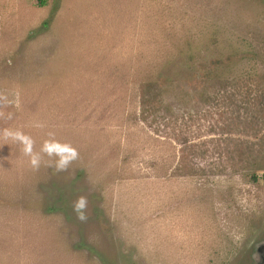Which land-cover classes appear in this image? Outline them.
<instances>
[{"label": "rangeland", "instance_id": "374dc122", "mask_svg": "<svg viewBox=\"0 0 264 264\" xmlns=\"http://www.w3.org/2000/svg\"><path fill=\"white\" fill-rule=\"evenodd\" d=\"M44 2L0 0V264H264V0Z\"/></svg>", "mask_w": 264, "mask_h": 264}, {"label": "clouds", "instance_id": "9594fccd", "mask_svg": "<svg viewBox=\"0 0 264 264\" xmlns=\"http://www.w3.org/2000/svg\"><path fill=\"white\" fill-rule=\"evenodd\" d=\"M9 118H11L9 116ZM3 135L13 140L14 142H18L22 144L23 151L26 155L30 156V162L33 166H36L39 162V158L37 155L32 152V140L29 136L25 135L23 132L19 130L5 129L3 131ZM41 151L47 153L49 156L56 155L59 157L57 161V167H64L71 159L75 158L76 151L69 145H62L55 141H45ZM87 200L85 197H79L73 204V210L77 213L79 219H85V215L83 210L86 208Z\"/></svg>", "mask_w": 264, "mask_h": 264}, {"label": "trees", "instance_id": "16d2710c", "mask_svg": "<svg viewBox=\"0 0 264 264\" xmlns=\"http://www.w3.org/2000/svg\"><path fill=\"white\" fill-rule=\"evenodd\" d=\"M40 3H41V5L45 4L44 0H40ZM253 177H256V176H253Z\"/></svg>", "mask_w": 264, "mask_h": 264}]
</instances>
